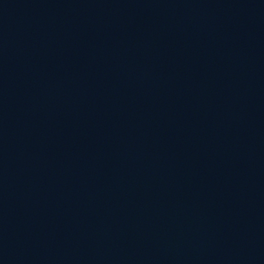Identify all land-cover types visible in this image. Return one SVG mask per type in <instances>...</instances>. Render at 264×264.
I'll return each instance as SVG.
<instances>
[{
  "label": "water",
  "instance_id": "obj_1",
  "mask_svg": "<svg viewBox=\"0 0 264 264\" xmlns=\"http://www.w3.org/2000/svg\"><path fill=\"white\" fill-rule=\"evenodd\" d=\"M0 264H264V0H0Z\"/></svg>",
  "mask_w": 264,
  "mask_h": 264
}]
</instances>
